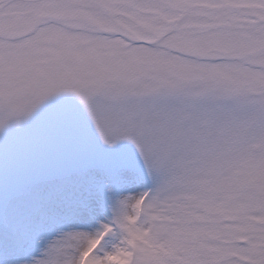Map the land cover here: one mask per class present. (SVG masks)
Returning a JSON list of instances; mask_svg holds the SVG:
<instances>
[{"label": "snow or ice", "instance_id": "obj_1", "mask_svg": "<svg viewBox=\"0 0 264 264\" xmlns=\"http://www.w3.org/2000/svg\"><path fill=\"white\" fill-rule=\"evenodd\" d=\"M0 264H264V0H0Z\"/></svg>", "mask_w": 264, "mask_h": 264}]
</instances>
